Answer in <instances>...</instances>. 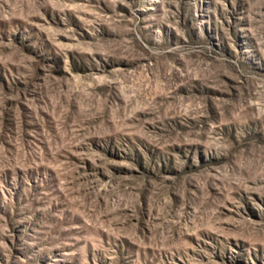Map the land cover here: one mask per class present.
<instances>
[{"label": "rangeland", "instance_id": "obj_1", "mask_svg": "<svg viewBox=\"0 0 264 264\" xmlns=\"http://www.w3.org/2000/svg\"><path fill=\"white\" fill-rule=\"evenodd\" d=\"M0 264H264V0H0Z\"/></svg>", "mask_w": 264, "mask_h": 264}]
</instances>
